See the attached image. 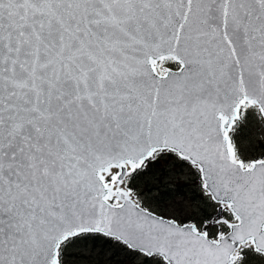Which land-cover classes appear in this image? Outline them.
Segmentation results:
<instances>
[{"label":"snow or ice","instance_id":"snow-or-ice-1","mask_svg":"<svg viewBox=\"0 0 264 264\" xmlns=\"http://www.w3.org/2000/svg\"><path fill=\"white\" fill-rule=\"evenodd\" d=\"M252 118L264 0H0V264H69L98 238L139 264H264ZM162 156L203 216L145 206Z\"/></svg>","mask_w":264,"mask_h":264},{"label":"rangeland","instance_id":"rangeland-1","mask_svg":"<svg viewBox=\"0 0 264 264\" xmlns=\"http://www.w3.org/2000/svg\"><path fill=\"white\" fill-rule=\"evenodd\" d=\"M251 142L246 141L252 154L264 153V125L250 119ZM153 162L137 181V188L143 194L145 206L158 214L175 217L180 220L196 219L205 214V205L201 197L197 179L184 163L168 156ZM155 167V168H154ZM211 211V209H209ZM69 264H139L116 243L103 242L101 238L78 242L68 257ZM253 264H258L254 260Z\"/></svg>","mask_w":264,"mask_h":264},{"label":"trees","instance_id":"trees-1","mask_svg":"<svg viewBox=\"0 0 264 264\" xmlns=\"http://www.w3.org/2000/svg\"><path fill=\"white\" fill-rule=\"evenodd\" d=\"M161 160H158L156 163H160ZM155 168V167H154ZM103 242H106V243H109L110 241L109 240H106L104 238H101Z\"/></svg>","mask_w":264,"mask_h":264}]
</instances>
